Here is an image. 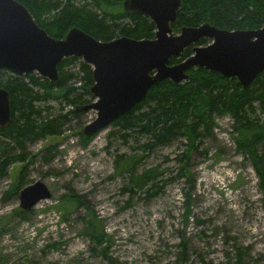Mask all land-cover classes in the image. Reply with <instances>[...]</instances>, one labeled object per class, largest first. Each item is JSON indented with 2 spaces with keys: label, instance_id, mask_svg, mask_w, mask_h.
Listing matches in <instances>:
<instances>
[{
  "label": "rangeland",
  "instance_id": "obj_1",
  "mask_svg": "<svg viewBox=\"0 0 264 264\" xmlns=\"http://www.w3.org/2000/svg\"><path fill=\"white\" fill-rule=\"evenodd\" d=\"M48 104L54 110L59 106L57 101ZM94 117V110L71 115L62 135L29 143L25 167L12 163L0 177V264L264 261L263 193L249 158L235 147L228 114L213 117L211 134L199 138L186 159L185 136L145 152L135 147V134L124 141L109 124L84 141L78 129ZM50 145L56 151L47 150ZM49 152L53 155L43 160ZM132 155L135 172L156 173L133 193L122 190L128 174L117 162L119 156ZM35 180L48 186L51 197L21 217L14 212L20 208L19 190ZM71 190L83 205L60 199ZM86 208L106 233L100 245L80 233Z\"/></svg>",
  "mask_w": 264,
  "mask_h": 264
},
{
  "label": "trees",
  "instance_id": "obj_2",
  "mask_svg": "<svg viewBox=\"0 0 264 264\" xmlns=\"http://www.w3.org/2000/svg\"><path fill=\"white\" fill-rule=\"evenodd\" d=\"M18 1L28 8L40 27L57 38L63 37L73 26L100 40L118 36L152 38L155 33L150 18L137 11L124 10L122 0ZM204 22L226 29L259 28L264 25V0H181L177 18L171 26L178 32L181 26H197ZM207 41L202 38L197 44ZM191 52L188 46L180 57H172L170 62H177ZM57 69L58 80L54 83L36 72L13 74L0 70V86L9 93L11 114L9 124L0 127V177L12 163L22 162L25 167L29 143L42 137L62 135L70 116L78 117L81 113L76 106L91 102L89 88L93 78L89 64L79 57L69 56L59 62ZM187 72L189 78L180 83L166 79L151 86L143 100L111 124L117 127L124 141L135 134L138 143L135 147L145 152L185 136L187 148L183 159H186L187 153L196 148V141L211 134L213 117L228 114L233 142L252 164L264 205V71L245 88L234 77L203 67L190 68ZM50 101H57L58 108L54 110L48 104ZM64 107L69 108L64 110ZM81 128L78 134L87 141L92 135L84 136ZM138 135L145 137L144 140L140 142ZM47 150L56 151V146L50 145ZM52 155L49 152L43 160ZM135 160L134 155L117 159L124 165L121 170L128 174V182L122 190L131 193L143 188L156 175L153 169L135 172ZM185 168L182 167L184 173ZM22 182L23 170L19 174V185ZM60 199L66 203L71 201L76 207L83 205L80 196L72 190ZM86 209V216L82 217L85 225L80 233L100 245L107 238L101 220ZM29 210L19 208L14 212L22 217Z\"/></svg>",
  "mask_w": 264,
  "mask_h": 264
},
{
  "label": "water",
  "instance_id": "obj_3",
  "mask_svg": "<svg viewBox=\"0 0 264 264\" xmlns=\"http://www.w3.org/2000/svg\"><path fill=\"white\" fill-rule=\"evenodd\" d=\"M181 0H122L126 11L147 15L155 25L152 38L118 36L96 39L80 28L70 27L63 37L49 35L28 8L18 0H0V70L13 74L36 72L51 83L58 80L57 65L76 56L92 67L91 102L76 110H94L81 133L94 135L143 100L151 86L169 79L180 83L190 68L203 67L234 77L245 88L264 71V25L256 29H226L208 22L172 28ZM206 38V44L197 42ZM191 53L177 61L183 50ZM9 93L0 86V127L10 122ZM51 197L41 180L19 190V207L31 209ZM264 264V261L259 263Z\"/></svg>",
  "mask_w": 264,
  "mask_h": 264
}]
</instances>
